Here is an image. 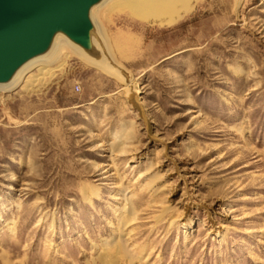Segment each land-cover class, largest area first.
<instances>
[{
    "label": "rangeland",
    "instance_id": "1",
    "mask_svg": "<svg viewBox=\"0 0 264 264\" xmlns=\"http://www.w3.org/2000/svg\"><path fill=\"white\" fill-rule=\"evenodd\" d=\"M145 13L98 15L137 103L67 48L0 92V264H264V0Z\"/></svg>",
    "mask_w": 264,
    "mask_h": 264
},
{
    "label": "water",
    "instance_id": "2",
    "mask_svg": "<svg viewBox=\"0 0 264 264\" xmlns=\"http://www.w3.org/2000/svg\"><path fill=\"white\" fill-rule=\"evenodd\" d=\"M103 0H0V85L9 83L32 59L46 54L55 38L94 58L92 10Z\"/></svg>",
    "mask_w": 264,
    "mask_h": 264
},
{
    "label": "bare ground",
    "instance_id": "3",
    "mask_svg": "<svg viewBox=\"0 0 264 264\" xmlns=\"http://www.w3.org/2000/svg\"><path fill=\"white\" fill-rule=\"evenodd\" d=\"M121 1L135 2L143 11L146 12L145 14L152 17L150 22H158V23H164L167 22L169 19L172 20L177 18L182 7V0H103L98 6L93 8L91 14L97 32L96 47L100 51V56L98 58H94L92 56L86 55L79 48L70 44L63 36H57L50 50L46 54L38 56L32 59L31 61H29L27 64H25L15 74V76L12 78V80L9 83L0 85V92H10L16 90L23 83L25 84L23 88L27 90L30 86L36 84L34 82H39L38 84H43L46 79L51 80L53 78V76L51 75L53 71L51 69L44 70L45 69L44 66L55 65L57 63V60L59 58L62 49L67 48L70 51H72L76 56H78L81 60L101 70L108 77L114 78L122 82L124 84V87H127L126 88L127 90L130 89L133 92V94L131 92L132 94L131 98L134 100L135 103H137L138 102L137 94L135 93V89H132V87L133 88L135 87V83L132 79L128 80L126 74L122 72L121 69L119 68V65L114 57V54L112 53L111 48L108 46L109 40L105 39L104 36L102 35L101 32L102 27L100 28V24H99L100 22L98 21V15L107 13L108 9L112 4ZM241 2L242 0H236L237 6ZM36 67H38L40 71L39 78H35L33 80L31 79L32 81L29 80V78L27 79L26 74ZM124 201H126V203L123 205L122 210H120L122 212V215L120 214L118 215L119 228L117 229V233L115 235L116 240L113 239L114 241L112 242V244H110V240H106L105 247L107 246L109 247L111 245V247L117 248V250L122 249L124 250L126 255H129L134 260H138L135 254L136 250L134 248H131V246L129 245L134 231V230H130V227L137 221V213L135 212V209L132 208L133 206H131L132 204L130 203L128 198L125 197ZM14 224L15 222H13V225H11L10 227L12 232L15 229ZM102 255L105 256L104 263L111 264V261L113 260L107 257L106 253L105 254L103 253ZM147 261L148 260H145L140 264L142 263L144 264Z\"/></svg>",
    "mask_w": 264,
    "mask_h": 264
}]
</instances>
